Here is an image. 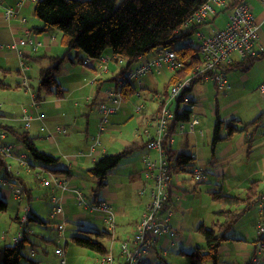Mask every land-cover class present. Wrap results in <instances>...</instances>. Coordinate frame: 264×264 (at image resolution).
Returning a JSON list of instances; mask_svg holds the SVG:
<instances>
[{
  "label": "crops",
  "instance_id": "obj_1",
  "mask_svg": "<svg viewBox=\"0 0 264 264\" xmlns=\"http://www.w3.org/2000/svg\"><path fill=\"white\" fill-rule=\"evenodd\" d=\"M244 2L250 6L253 13L251 0H244ZM34 3L35 2L30 0H0V79L12 87L5 90L0 89V124L28 131L30 136L33 137L36 147L49 154L60 157L58 164L59 162H62V165H58V167L64 168L65 172L56 173V175L66 182V186L63 188L45 186L42 184L40 179H37L34 176L35 170L39 167L38 164L33 162L30 168H24L16 165L15 159L6 158L3 162V169L5 168L9 177L18 179L19 185L22 187V194L19 197H15L11 186H9L11 188L10 189L0 185V198L7 203L5 199H9L11 197V199L19 205L20 211H16L15 216L13 217V220H15L18 226L15 227L14 231L16 229L17 230L14 232L13 236L21 227L32 229L29 224L31 222L50 224L52 223L50 221H54L56 225L55 227H57L56 221L49 218L52 196L56 197L62 206V217L64 219L65 231H63L59 237L60 241L64 240V247L58 245V247L62 249L61 255L55 252V249L58 248L57 246L54 249L53 255H51L47 254V245L43 246L41 251H39L36 247L40 244L31 242L30 248L26 252L27 255L22 252L23 256L20 258L19 264H59L61 258L65 259V264H84V258L77 259L71 253L68 255L69 242L66 240L67 236L70 235L71 238L73 235H76L73 234L75 231L74 228H78L79 225H86L85 229H83L85 232H83L82 235H88L91 237L94 235L88 233V231H109L111 233V237L105 238L103 240V244L106 247L107 252L110 250L117 256L119 253L120 240L132 233L136 223L140 219L144 204L147 200L145 196H140L138 194V188L144 181L142 172L143 157L148 150L144 145L140 153H137V150L141 149L142 146L132 155L125 157L123 166L119 170V179L116 180L112 178L113 173L111 172V169L106 178V185L94 192L95 194L92 199H88L87 203L90 204H97L99 201H106L110 206V210L115 214L116 220L120 223L118 224L119 229L115 220L114 227L112 229L108 227L104 221L106 216L105 212L85 206L79 207L81 204L78 203L77 192L81 191L78 188L80 169H83L86 165V169H88L98 157L104 153H108L110 146L113 144H118L123 148L131 144L134 140L139 139L141 141V136L142 138L145 136V139H143L144 141L148 140L154 133V124L158 113L160 103L159 97H161V94H157L158 101H156V97H153V95L151 96V99L156 101V106L151 113L147 114L143 112L146 106H143L140 111H135L136 103L134 101H129V98H123L116 112L110 115L111 117H109L110 119L106 125V129L99 135L102 140L101 145L94 147L92 150V137L94 138L98 135V122L100 118L98 105L101 102L105 104L111 103L110 99L107 98L108 96L105 90L102 91V80L111 75L110 79L113 80L116 85L120 78L116 81L113 77L120 73L121 69H125V66H123L124 60L121 62L117 61V58L112 54V52L107 50L106 53L101 56L102 59H107V69L101 70L98 65L99 60L95 61L93 59H89V61L85 64L83 63L85 58L82 61L77 60V57L75 58L76 54H79L80 56L81 53H76L74 49H70L68 51L67 58L63 62L62 69L58 74V82L64 90L63 96L59 98L56 97L54 93L47 94L39 103H37V105L33 106L32 95L34 87L31 83L32 77L30 74L35 71V73L39 75L40 70L51 63L50 56L62 54L65 49L59 41V34L56 32H35V27H40L41 22L33 16ZM16 5H18V7H16ZM6 7H16V16L9 20L4 19L2 12ZM223 13H225V11H219L211 14L203 23H200L196 32H202L207 35L217 28L224 27L228 18ZM20 17H25V20ZM256 20L259 24V42L257 43V46H264V31L262 29L264 25L262 23L264 15L257 16ZM29 36L41 43L36 51H31L28 45H21L19 43L21 38H28ZM54 36L55 38L53 39ZM73 50L74 55L72 56L71 51ZM154 53H150L151 56H149V54L139 56L135 59L134 64L129 66L128 70L133 69L132 67L134 66L137 67L145 59L151 58ZM262 58H264V56H262ZM21 59L24 60L28 66L27 68H24L23 71L19 69ZM259 59L261 60V58ZM259 59H256L258 61L255 60L256 62L254 61L246 69L237 66L235 63L229 65L224 72L227 80V86L224 89H218L213 80L204 79L195 83L191 87L189 91L192 90L193 94H189V96H187L186 93V97L192 101H189L190 103L188 106L191 111L198 116V124L196 125V129L193 131L186 130L184 132H179L176 128H174L171 151L174 155L177 153H184L191 156L194 155L195 158H193L189 164L188 170H176L172 176L169 199L166 208L172 211L170 225L174 229L175 234L173 236H168L163 233L157 237L152 249L144 256L142 264H159L160 254L163 253L162 249L168 248L169 244L174 246L176 243L182 248H184L183 245L192 247L195 241L198 240L195 237V232H197V226L195 227V225L198 220L201 219L199 222L200 225L205 223L204 219L210 220L211 222L214 219V213L219 208L218 203L212 200L211 192L214 190H222V186L217 189V185L214 184L207 188L212 201L211 207L216 208L210 215L207 210L208 207H206L207 204L203 203V199L199 200L198 203H194L196 200L191 198V201L188 202V196H193L196 191L200 190L199 184L202 183V181L197 182L192 179L190 174L191 168L196 164L204 165L206 176L208 173L207 167L209 166L211 159H216L215 148L220 142L219 141L214 149H212L211 145L214 124L217 119H221L223 121H228L230 119L237 120L236 116H234V111L229 113L220 112L217 90H223L225 94L230 91L229 96H231L233 91H235L240 84L243 86L245 81H250L254 78L251 73L252 67L255 63L260 61ZM154 69H156V73L162 75L168 81V72L172 73V71L169 70L165 64ZM153 73L154 71L152 72L151 70L149 73L143 75H148L146 83L135 80L136 84L141 86V88H146L148 87L147 79L150 82L155 83ZM103 74H105V78L102 77ZM25 77L29 79L31 87L29 90L22 89L24 92L21 91L19 93V89L22 88L20 83ZM260 77L261 76H259L258 79H260ZM257 83V88H259V86L264 83V79L263 81H259ZM115 85L109 87H115ZM132 85L136 88L133 83ZM212 86L214 89H212ZM135 90V94L139 93V95H136V98H138L141 91H138L137 89ZM18 96H20V102H18L20 106H17L18 104L13 102V100ZM237 100L239 99L237 98ZM205 101H207V105L205 104ZM257 107L260 108L257 116L261 112L264 113V109L261 108L262 106L260 103ZM24 108L27 113L32 116L29 125L26 124V121L22 117ZM206 110H209L210 118H206ZM38 114H42L41 119L34 118ZM129 119H133L130 122L134 121L135 124L134 127L127 129L125 123ZM91 120L95 121L93 130L95 135L92 134L93 132H91L92 130L89 125ZM137 121L139 122L138 126ZM42 125H45V130L41 129ZM56 126H60L62 128L61 132L55 133L53 131ZM262 126H264L263 119L255 128L256 131L258 130V136H254L253 134L252 141L250 143L245 142V133L243 132L240 133V136L237 138H234L235 134L232 135L226 139L227 143H224L225 145H221L223 147L220 149V154L228 156V163L221 165L223 169L222 174L224 176L227 174L232 177H239L241 175V179L239 178L237 183L229 188L231 191L230 193H232L235 189L239 190L237 193H242L247 187V183H250V181L259 180L260 184L263 185L264 132L259 130ZM248 129L249 128H247V130ZM31 131H34L35 134H31ZM87 137H90L92 141L89 145L86 140ZM7 140L16 143L20 150H25L22 144L16 140L15 136L12 137L9 134ZM226 140L223 139V141ZM103 142H105L106 145ZM135 153L138 155H135ZM237 158L245 161L242 163H246L248 165V171H244L242 169L241 173V169H235L233 167L231 163ZM251 158H254V160ZM6 163L12 164L9 170L7 169L8 166ZM86 171L89 173L88 170ZM124 171L127 172L124 173ZM186 171L188 172L187 175L185 173ZM27 175H32L34 176L33 178L36 182H41L40 185L42 188L36 193H34L35 190L27 184ZM124 178H127L125 182ZM82 183L85 186L84 182ZM208 183L211 185L210 178ZM94 187H92L93 191ZM98 192H100V194ZM33 194H35V199L41 200L40 205L36 202L31 203ZM26 203L27 205H25ZM26 207L29 209L27 214L30 216V219L23 224L20 220H16L15 217L21 218L26 211ZM200 209L203 211H200ZM133 211H135L134 215H132ZM257 214L258 212L256 213L255 211L256 216L254 215L251 218V227L249 228V226H247L242 230L245 238H239L234 236V233H232L234 237L222 244L221 255L227 252V255L242 257L245 261L248 260V262L251 260V257L256 254L255 241L253 239L252 244H249L247 242V238H249V235L256 234L255 224L258 219ZM43 215H46L45 219L42 218ZM9 219L10 217L8 215L7 220L4 219L1 221L0 225H2L3 228H0V231L11 226ZM192 221H194V224L190 226ZM74 224H78L77 227ZM69 225L71 227L70 229ZM103 225L104 227L106 225L107 228L105 227V229H100ZM4 232L6 233L5 230ZM187 232H189V235H187ZM33 233L34 231L32 230L31 234ZM13 236H11L12 241H14ZM29 236L30 231L27 234L28 240L25 241V243L30 241ZM40 237H43V233H41ZM50 237L51 236H49V239H42L44 241L53 242L55 237L57 239V230L54 237L51 239ZM6 238L7 235L4 239H0V242H6ZM107 241H109V243L106 244ZM194 246L191 250L195 248ZM2 248H0V250ZM89 251L90 252L87 255L89 259L88 264H100L99 258L101 254L95 251ZM93 252H95L94 255ZM68 258L69 263L67 261ZM72 258H76V261L72 260ZM1 263L2 258L0 256V264Z\"/></svg>",
  "mask_w": 264,
  "mask_h": 264
},
{
  "label": "trees",
  "instance_id": "obj_2",
  "mask_svg": "<svg viewBox=\"0 0 264 264\" xmlns=\"http://www.w3.org/2000/svg\"><path fill=\"white\" fill-rule=\"evenodd\" d=\"M208 0H37L33 6V16L41 22L40 27H35V32H58L59 41L65 48L62 54L51 55V63L40 70L39 79L36 88L33 89V106L37 105L47 94H55L56 97H62L64 90L58 82V74L62 69L63 62L67 58L68 51L74 49L77 60L84 58L100 60L101 56L110 50L117 58L126 62L125 69H121L113 79L121 78L130 64L139 56L154 53L158 48L172 49L176 52L182 61V67L172 71L167 85L174 84L186 78L191 71L202 64V55L200 49L194 45H188L189 38L196 35L197 27L200 24L189 22L190 17L195 11ZM237 1V0H236ZM244 1V0H238ZM210 34V33H209ZM208 35V34H207ZM193 41V40H192ZM199 41V39H198ZM194 42V41H193ZM177 43L180 45L177 46ZM264 56V50L256 53L254 56L244 58L235 62L237 66L247 68L256 59ZM26 78V77H25ZM24 78V79H25ZM27 85L21 87L29 90L31 85L26 78ZM204 80L195 77L191 87ZM185 88L180 95L176 97V106L174 110V120L169 128V134L172 135L177 122H186L189 120L191 109L189 106L180 107L183 97L191 89ZM12 88L9 84L0 79V89ZM122 99L128 98L136 92V88L131 82H127L120 87ZM168 88L161 94L160 104L168 96ZM164 96V97H163ZM192 102V101H190ZM190 102H184L187 105ZM136 111V110H135ZM261 112L253 120L246 122L243 126L236 125V119L223 121L217 119L212 133V149L216 144L228 139L235 133H245V142L250 143L255 128L262 121ZM6 130V135L10 134L16 137V140L22 144L31 160L28 159L30 167L35 162L39 165L38 169L50 171L54 174L64 173L65 169L56 166L60 157L49 154L36 147L33 137L26 130L15 129L9 125H1ZM247 128H253L249 131ZM221 129L226 130V135L221 136ZM141 136V135H140ZM141 141L134 140L128 146L123 147L114 154L104 153L98 157L87 169L94 178V191L106 185V178L109 171L115 167L123 158L132 155L137 149L143 147L146 142L140 137ZM143 141V142H142ZM170 161V169L173 173L188 170L192 161L191 155L184 153L172 154L171 145L166 146L165 152ZM3 168V161L0 162V169ZM36 169V170H38ZM5 170V168H4ZM35 170V171H36ZM143 172V171H142ZM8 174V173H7ZM201 182V181H200ZM264 190L260 181H251L245 190L239 194H228L222 190L211 192L212 200L220 206L215 211L211 226L200 224L196 231L202 236L204 246H196L188 253V264H204L211 262L218 264L221 257L220 248L222 244L232 239V228L241 216L252 208H255L257 217H259L260 196ZM7 208V203L0 199V211ZM20 220L19 217H15ZM30 216L27 214V221ZM20 222V221H19ZM94 236L73 235L71 240L78 246L85 249L105 254L106 247L103 244L105 238H110L111 233L106 230L88 231ZM27 232L23 237L12 245H4L0 250L2 258L1 264H19L23 256L22 249L25 241L28 240Z\"/></svg>",
  "mask_w": 264,
  "mask_h": 264
},
{
  "label": "built area",
  "instance_id": "obj_3",
  "mask_svg": "<svg viewBox=\"0 0 264 264\" xmlns=\"http://www.w3.org/2000/svg\"><path fill=\"white\" fill-rule=\"evenodd\" d=\"M264 4V0H259ZM6 18L11 17L15 10L11 7L4 9ZM17 11V10H16ZM219 11H228L227 22L222 28H217L208 35L202 32H196L199 43L197 47L202 55V64L196 66L191 73L182 81L171 86L168 96L163 103H159L158 113L154 124V133L148 139L145 146L147 153L143 157V176L144 181L138 188V194L147 198L140 219L136 223L132 233L121 239L119 242V253L116 256L112 251L101 254L100 264H142L144 256L152 249L156 238L163 233L168 236L175 234L174 229L170 225V217L172 211L166 208L169 192L170 181L172 177L170 169V161L165 154L166 146L171 145L172 135L169 134V128L174 120V110L170 107L173 99H176L183 89L191 87L193 79L200 77L203 79H211L219 89H224L227 86L225 76L226 68L241 61L244 58L254 56L258 52L264 50V46L258 45L259 42V24L251 11L250 6L244 1L236 0H208L190 17L189 22L200 24L203 23L211 14ZM29 43L38 48L40 44H34V39L28 37ZM19 43H24L21 40ZM193 42L189 41L188 45ZM89 58H85L83 63H87ZM107 59L101 58L98 61L101 70L107 69ZM121 62L123 60L117 59ZM163 64L174 71L182 67V61L172 49L158 48L154 55L142 61L140 65L133 69L125 71V74L118 80L115 87H108L105 92L107 98L110 99V104L101 102L98 105L100 118L98 122V135L105 129L109 121V116L116 112L122 101L121 86L132 80L138 81L140 76L149 73L152 68L161 67ZM26 68V67H25ZM23 85H27L26 78L22 81ZM261 94L264 96V83L259 86ZM139 95V93H136ZM184 102H189L190 99L183 97ZM143 105H135V110L140 111ZM198 124V116L191 111L189 120L186 122H177L176 129L179 132L186 130L193 131ZM62 128L57 126L54 132H61ZM94 138L91 149L100 144L99 136ZM195 158L194 155L191 156ZM6 158H13L19 166L30 168L27 159V153L21 151L18 145L7 140L6 130L0 127V162H4ZM8 170L11 167L10 163H6ZM191 176L197 181H203L205 177V167L202 164H196L191 168ZM35 177L40 179L42 184L49 187L66 186V182L57 177L56 174L38 169L35 171ZM1 181V180H0ZM3 181H7L4 180ZM8 185H12L8 182ZM15 197L22 194V187L19 185L17 190H12ZM78 203L85 207L98 209L106 213L104 218L105 223L112 229L114 227L115 214L110 210V206L106 201H99L97 204L87 203L83 195L77 192ZM28 207L24 215L20 218L21 223L27 221ZM62 206L56 197H51V208L49 210V218L56 221L57 240L64 230V219L62 217ZM30 230L19 228L13 236V242H17L23 237L24 232ZM256 240L255 251L253 257L255 264H260L264 261V190L260 196L259 202V217L255 224ZM5 233H0V239L5 238ZM55 252L62 254V249L58 247ZM65 259L61 258L59 264H65Z\"/></svg>",
  "mask_w": 264,
  "mask_h": 264
},
{
  "label": "rangeland",
  "instance_id": "obj_4",
  "mask_svg": "<svg viewBox=\"0 0 264 264\" xmlns=\"http://www.w3.org/2000/svg\"><path fill=\"white\" fill-rule=\"evenodd\" d=\"M30 1H33V0H30ZM251 2H252L253 13L255 15V18L257 16H259V15H264V4H262L259 0H251ZM16 7H18V5H16ZM16 7H11V8H13L15 10V12H13L14 14L11 17H9V18H6V13H5V11H3L2 12L3 18L6 19V20H9L12 17L16 16L15 15V14H17ZM227 13H228V11H225V13H223V14L225 16H227ZM224 15H222V16H224ZM21 19L25 20V17H23ZM256 22H257V20H256ZM262 23L264 24V20H263ZM262 29L264 31V25H263ZM56 33L58 34V32H56ZM29 37H31V36H29ZM54 38H55V36L53 37V39ZM21 40L24 41V43H22V44L20 43L21 45H28L30 47L31 51H36L37 50V48L35 49L34 46L29 43V39L28 38H21L19 40V42ZM189 40L190 41L193 40L194 42L193 41L192 42L196 46L199 43V41H198V39H197V37L195 35H192L189 38ZM33 43L34 44H41L40 42L36 41L35 39H34ZM179 45L180 44L177 43V46H179ZM21 54H22V52H21ZM148 54H149V56H151L150 53H148ZM71 55L72 56L74 55V50L71 51ZM256 61H258V60H256ZM134 62H135V60L130 65L134 64ZM19 65H20L19 69L22 70V71H23V69L25 67L26 68L28 67L26 62L24 60H22V59L20 60V64ZM125 65H126V62L124 61L123 62V66H125ZM134 67H132V68H134ZM153 71H154L153 75H154L155 83H152V82H150L147 79L148 87L141 88V86L136 84L135 80H132L131 83H133L136 86V89L138 91H141V93H140V96L138 98H136L137 96H136L135 93L128 97L129 98L128 100L129 101H134L137 106H141V105L146 106L144 108V110H143V112L145 114L151 113L152 110L155 108L156 101H158L157 94L158 93L163 94V92L166 89V87L168 88L169 91H170V88H171L170 85H167L168 81L162 75H159L158 73H156V69L152 68V72ZM251 73L254 76V78L252 80H250V81H245L243 86L240 84L235 89V91H233L231 96H229L230 95V91L225 94L223 90H217V94H218L217 98H218V105H219V108H220V112L229 113V112L234 111L235 112L234 116H236V118H237L235 123L238 126H243L244 123L251 121L255 116H257V114H258V112L260 110V108L257 107V105L259 103L262 106L261 108L264 109V96L261 95V93L259 91V88H257V85H258L257 82L263 81V79H264V58H261V60L259 62L254 64V66L252 67ZM30 75L32 77L31 78V83H32L33 87L36 88L37 83H38L39 75L36 74L35 71L32 72V74H30ZM170 75H171V73L168 72V80H169ZM147 76H142L141 75L140 78L138 79V81H143L144 83H146ZM259 76H261L260 79H258ZM102 77L105 78V74H103ZM110 78H111V75L109 77L105 78L104 80H102L103 81L102 82V84H103L102 91L106 90L109 86H114L115 85L114 81L111 80ZM22 89L23 88L19 89L20 90L19 93L21 91L24 92L23 91L24 89L23 90ZM212 89H214L213 86H212ZM189 94H193L192 90L187 92V96H189ZM152 95H153V97H156V101L151 99ZM237 98L239 100H237ZM32 101L35 102L33 96H32ZM13 102L17 103L18 104L17 106H20V104L18 103V102H20V96L15 98L13 100ZM205 104L207 105V101H205ZM175 106H176V100L173 99L171 104H170V107L174 109ZM184 106H188V105L186 103H184V102H181L180 107L182 108ZM205 113H206V118H210L209 110H206ZM22 117L26 121V124L29 125V122L32 119V116L29 113H27L25 108L23 109ZM98 117H99V115H98ZM109 117H111V116H109ZM34 118H40L41 119L42 118V114H38ZM262 119L264 121V115L262 116ZM131 120H133V119H129L125 123V126H126L127 129L130 128V127H134L135 122L134 121L130 122ZM94 124H95V121H93V120H91L90 123H89L90 128L92 130L91 132H93V130H94ZM138 124H139V122L137 121V126H138ZM41 129L45 130L46 129L45 125H42ZM249 130H253V128H250ZM259 130H261V132H264V126L260 127ZM31 132H32L31 134H33V135L35 134L34 131H31ZM96 133H97V131H96ZM92 134L95 135V132H93ZM220 134H221V136H225L226 135V130L221 129ZM239 136H240V133H235L234 138H237ZM254 136H258V130L254 131ZM94 138L92 137V141H94ZM143 139H145V136H143ZM86 140H87L88 145L92 143L90 137H87ZM99 140H100V144H98L96 146H99L102 143V140L100 139V136H99ZM224 140H226V139H224ZM103 143L106 145L105 142H103ZM224 143L226 144L227 140L226 141L221 140L219 142V144H217V146L215 148V158L216 159H211V162L209 163V166L207 167L208 168V173L206 171L207 174L205 176L204 182L202 181V183L199 184L200 190L196 191L193 196H188V198H189L188 202L191 201V198L196 200L194 203H198L199 200L203 199V203L207 204L206 207H208L207 210H208L210 215L216 208L211 207L212 206L211 205L212 201H211V197L209 196L208 191H207V188L209 186H212V185L216 184L217 185V189L221 188L220 186H222V190L224 192L228 193V194H236L237 192H239V190L235 189L232 193H230L231 191H230L229 188L232 185L236 184L239 178L241 179V175L239 177H232V176H228L227 174H225V176L222 174L223 169H222L221 165H224L225 163H228V159H227L228 156L225 155V154H223V155L220 154V149L223 147L221 145L224 144ZM111 144H112V142H111ZM121 149H122V147H120L118 144H113L112 146H110L107 154H114V153L120 151ZM142 149H143V147L141 149L137 150V153H140L142 151ZM23 151L26 152V150H23ZM137 153H135V155H138ZM28 159L31 160L29 156H28ZM243 159L245 160L244 157H243ZM251 159L254 160V158H251ZM124 160L125 159L123 158L115 167L112 168V171H111L113 173L112 178H114L116 180L119 179L118 178L119 170L123 166V161ZM244 160H241V159L237 158L234 161H232L231 164L233 165V167L235 169H241V173H242V169L244 171H248L249 170L248 165L246 163H242V162H245ZM217 161H218L219 165L217 164ZM16 165H18L17 162H16ZM58 165H62V162H59V164H57L56 166H58ZM11 166H12V164H11ZM86 167H87V165L85 167H83V169H80V175H79V180H78V186L79 187L78 188L81 190L80 192L82 193L84 200L86 202H88V199L89 198L92 199V197L95 194L94 193L95 191H93V188H92V187L95 186V182H93L94 178H92V175L86 171L87 170ZM126 172L127 171H124V173H126ZM185 173L187 175L188 172L186 171ZM190 174H191V172H190ZM263 174H264V172H263ZM34 176H35V174H34ZM34 176L27 175L26 178H27V184L33 190H35L34 193H36L42 187L40 185L41 182L38 183V182H36L34 180V178H33ZM109 177H110V174H109ZM209 178H210L211 185H209V183H208L209 182ZM3 179L7 180V181H3ZM0 180H1L0 181V185H3L5 187H7V188H10L9 185H8V182H9L12 185V187H11L12 190L13 189L17 190L18 187H19L18 179H16V178L14 179V178L9 177L7 175V173H6V171L3 168L0 169ZM126 180H127V178H124V182ZM82 182H84L85 186L83 185ZM249 184L250 183H247V186ZM98 193L100 194V192H98ZM239 194H241V193H239ZM5 200L7 201L8 206H7L6 210L0 211V223L4 219L7 220L8 219V215H9V217H10L9 223H10L11 226L9 228H4L6 233L4 232V230L0 231V233H5V235H7L6 242H0V248H2L5 244H7V245H12L13 244V241L11 240V236H13L14 232L17 230L16 229L14 231L15 227H18L16 222H15V220H13V217L15 216V212L16 211L17 212L20 211L19 205L16 202H14L11 199V197L9 199H5ZM32 202L33 203L36 202L39 205L41 204V200L35 199V194H33V198H32L31 203ZM25 205H27V203ZM82 206H84V204L83 205H79V207H82ZM218 208H219V205H218ZM200 211H203V210L200 209ZM134 214H135V211L132 212V215H134ZM254 215H255V208H252L249 211H247L245 214H243L241 216V218L234 225L233 232H232V233H234L233 235L244 239L245 235L242 233V230L244 228H246L247 226H249V228L251 227V218ZM42 218L45 219L46 215H43ZM254 219H255V217H254ZM114 220L116 221L117 227H118V224H120V223H119V221L116 220V216H115ZM204 220H205V223H204L205 226L210 227L211 226V221L207 220V219H204ZM115 221H114V223H115ZM200 221H201V219L198 220V222L195 225V227L199 225ZM50 222H52V223H50V224H43V223H38V222L29 223L31 225L32 229L28 228L30 230V236H29L30 241L25 243L24 248L22 250V252L25 255H27L26 252L30 248V243L31 242L36 243V244H40L39 246L36 247V249L39 250V251H41L43 246L47 245V247H46L47 254H51V255H53L54 249L56 248V246L58 247V245H59L61 247H64V240L60 241V238H59V240H57L56 237H55L53 239L54 240L53 242L44 241L42 239V238L49 239V236H51L50 237V239H51L52 237H54V234H56L55 222L54 221H50ZM192 224H194V221H192L190 223V226H192ZM74 225L77 227L78 224H74ZM85 226L86 225H79L78 228H74L75 231H74L73 234L82 235L83 232H85L83 230V229H85ZM105 227H106V225H105ZM105 227L103 225L102 228H100V227L99 228L100 229H105ZM0 228H3V226L0 225ZM70 228L71 227L69 225V229ZM118 229H119V227H118ZM32 230L34 231L33 234H31ZM63 231H65V230H63ZM116 231H117V229H116ZM118 232H119V230H118ZM41 233H43V237H40ZM187 235H189V232H187ZM233 235H231V237H234ZM195 237L198 240L195 241L194 245L195 244L196 245L195 246L193 245V246L195 248H196V246H199V247L204 246L203 238L198 232H195ZM253 239H254V241L256 240L255 234L249 235V238H247V242L249 244H252ZM66 240L69 242L68 255H69V253H71L77 259L78 258H81V259L84 258V262H85L84 264H88L89 259H88L87 255H88V253L90 251L88 249H85L83 247H80V246L76 245L71 240L70 235L67 236ZM107 243H109V241H107L106 244ZM117 245H115V246H117ZM183 247L184 248L179 247L178 244H176V243H175L174 246H171V244H169L168 248L162 249L163 253L160 254L159 264H188L189 263V257H188L187 253L190 252L192 247H187V245H183ZM181 250H183V251H181ZM221 251H222V247L220 248V254L222 253ZM94 254H95V252H93V255ZM253 257H254V255L251 257V260L248 262V260L245 261L242 257H237V256H234V255L230 256V255H227V252H225V253H223L221 255L218 264H254ZM76 258L75 259L72 258V260L76 261ZM67 261L69 263V258L67 259ZM51 263H52V261H51ZM204 264H212V263L211 262H207V263H204ZM261 264H264V262L261 263Z\"/></svg>",
  "mask_w": 264,
  "mask_h": 264
},
{
  "label": "bare ground",
  "instance_id": "obj_5",
  "mask_svg": "<svg viewBox=\"0 0 264 264\" xmlns=\"http://www.w3.org/2000/svg\"><path fill=\"white\" fill-rule=\"evenodd\" d=\"M35 1H37V0H33V2H35ZM171 182H172V177H171V181H170V186H171Z\"/></svg>",
  "mask_w": 264,
  "mask_h": 264
}]
</instances>
